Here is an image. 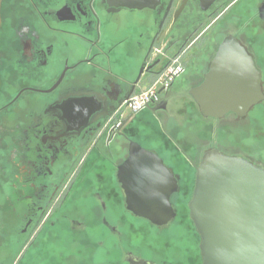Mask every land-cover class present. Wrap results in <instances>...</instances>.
Listing matches in <instances>:
<instances>
[{
  "label": "flooded vegetation",
  "instance_id": "flooded-vegetation-1",
  "mask_svg": "<svg viewBox=\"0 0 264 264\" xmlns=\"http://www.w3.org/2000/svg\"><path fill=\"white\" fill-rule=\"evenodd\" d=\"M127 1L0 0V227L7 186L12 223L24 224L35 250L50 251L45 264H202L189 210L198 164L185 167L177 154L171 167L163 158L178 183L175 217L163 226L127 210L118 168L129 156L128 93L141 85L139 74L128 79L129 65L139 63L143 77L179 60L186 72L200 38L185 50L189 37L228 0L207 11L201 0H129L141 9ZM263 3L233 0L223 14L237 8L264 27ZM214 56L194 69L202 81ZM85 95L105 107L71 129L61 106Z\"/></svg>",
  "mask_w": 264,
  "mask_h": 264
},
{
  "label": "water",
  "instance_id": "water-1",
  "mask_svg": "<svg viewBox=\"0 0 264 264\" xmlns=\"http://www.w3.org/2000/svg\"><path fill=\"white\" fill-rule=\"evenodd\" d=\"M216 1L201 0L203 11ZM128 3V7H143ZM259 14L264 22V3ZM143 72L144 68L135 85L141 83ZM159 74H147L148 86ZM262 82L263 74L253 56L235 36L227 35L218 45L203 81L188 94L204 118L220 120L230 114L246 117L264 101ZM134 93L129 92L128 98ZM167 105L168 100H162L147 108L156 113ZM103 106L105 103L96 96L85 95L63 103L61 109L75 129L78 121L86 128ZM118 179L128 211L158 226L175 217L170 199L178 183L157 153L131 142L128 159L118 168ZM189 210L201 239L202 264H264V167L217 148L205 151L196 167Z\"/></svg>",
  "mask_w": 264,
  "mask_h": 264
},
{
  "label": "rangeland",
  "instance_id": "rangeland-1",
  "mask_svg": "<svg viewBox=\"0 0 264 264\" xmlns=\"http://www.w3.org/2000/svg\"><path fill=\"white\" fill-rule=\"evenodd\" d=\"M231 1L233 0H228L217 12H214L210 20L206 18L204 24L189 37L185 50L197 37L200 38L194 43L195 47L187 51L186 72L176 79L167 97L166 93L161 94L162 100H168L167 107L156 113L146 108L132 114L128 109L126 112L128 118L132 116L128 122V145L137 142L145 149L157 153L167 163H170V159L174 160L178 154L182 164L191 168L193 161L199 164L205 151L218 146L229 154L245 157L264 167V101L254 107L243 119L228 116L223 120H212L202 116L198 105L188 94L203 77L195 74L194 69L200 68L204 57L207 59L215 54L218 44L228 34L240 36L250 53L256 57L264 73V27L249 22L244 17V11L238 12L237 8L224 15L223 11ZM211 23L212 26L202 34L203 29ZM175 52L176 48L168 50L169 55ZM140 70L139 63H131L128 79L137 77ZM147 80L145 74L140 88L148 86ZM170 141L174 146L171 147L175 150L166 147L167 142ZM190 156L193 157L192 162ZM4 194L5 225L4 233L3 226L0 227V264H45L46 260H50V251L35 250V247L30 246L29 233L22 234L24 224L12 223L11 201L6 199L11 195L9 187H5ZM34 254H39L40 258L35 259Z\"/></svg>",
  "mask_w": 264,
  "mask_h": 264
},
{
  "label": "built area",
  "instance_id": "built-area-1",
  "mask_svg": "<svg viewBox=\"0 0 264 264\" xmlns=\"http://www.w3.org/2000/svg\"><path fill=\"white\" fill-rule=\"evenodd\" d=\"M185 72L179 60L170 62L148 86L147 89L134 93L126 101V107L136 114L148 106H154L162 101L161 94L168 92L176 79Z\"/></svg>",
  "mask_w": 264,
  "mask_h": 264
},
{
  "label": "crops",
  "instance_id": "crops-1",
  "mask_svg": "<svg viewBox=\"0 0 264 264\" xmlns=\"http://www.w3.org/2000/svg\"><path fill=\"white\" fill-rule=\"evenodd\" d=\"M174 85V84H173ZM148 88V86L146 87V88H140L137 92H140V91H143V90H145V89H147ZM173 88V86L171 87V89ZM170 89V90H171ZM170 90L168 91V92H166V97L169 95V93H170ZM171 141L170 142H167V144H166V147H170L172 150H175L174 148H172L171 147ZM173 146V145H172ZM174 147V146H173ZM170 163V165H171V167H174V166H176V164L170 159V161H169Z\"/></svg>",
  "mask_w": 264,
  "mask_h": 264
}]
</instances>
